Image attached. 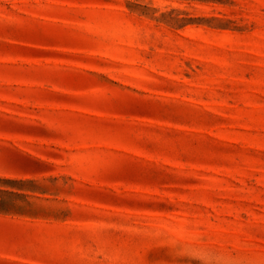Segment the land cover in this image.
I'll return each instance as SVG.
<instances>
[{
    "label": "rangeland",
    "instance_id": "obj_1",
    "mask_svg": "<svg viewBox=\"0 0 264 264\" xmlns=\"http://www.w3.org/2000/svg\"><path fill=\"white\" fill-rule=\"evenodd\" d=\"M0 264H264V0H0Z\"/></svg>",
    "mask_w": 264,
    "mask_h": 264
}]
</instances>
